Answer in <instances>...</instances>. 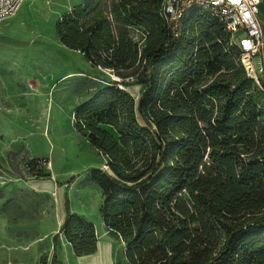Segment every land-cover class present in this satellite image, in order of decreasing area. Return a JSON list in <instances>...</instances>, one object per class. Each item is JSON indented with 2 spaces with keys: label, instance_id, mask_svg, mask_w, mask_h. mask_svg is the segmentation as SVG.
<instances>
[{
  "label": "trees",
  "instance_id": "16d2710c",
  "mask_svg": "<svg viewBox=\"0 0 264 264\" xmlns=\"http://www.w3.org/2000/svg\"><path fill=\"white\" fill-rule=\"evenodd\" d=\"M162 1L120 0L114 32L98 21L72 28L86 3L56 25L63 43L81 37L118 76L76 111L106 156L93 173L100 214L126 264H264V78H249L222 21L194 10L174 32ZM136 26L147 29L142 47ZM65 205L60 231L77 254L94 252V224Z\"/></svg>",
  "mask_w": 264,
  "mask_h": 264
},
{
  "label": "rangeland",
  "instance_id": "374dc122",
  "mask_svg": "<svg viewBox=\"0 0 264 264\" xmlns=\"http://www.w3.org/2000/svg\"><path fill=\"white\" fill-rule=\"evenodd\" d=\"M119 2L24 0L0 21V264H42L51 256L53 263L52 240L56 245L64 234L59 226L66 197L71 212L96 223L98 238L112 237L116 261L126 264L125 243L109 232L100 214L103 189L93 173L107 168L106 156L76 116L118 76L91 61L89 47L77 45L81 37H71L67 45L56 28L65 13L86 3V15L74 16L72 28L81 32L87 22L98 21L114 32ZM132 34L144 46L146 27L136 26ZM129 90L138 99L141 85ZM260 98L264 109V95Z\"/></svg>",
  "mask_w": 264,
  "mask_h": 264
},
{
  "label": "built area",
  "instance_id": "2783aa9c",
  "mask_svg": "<svg viewBox=\"0 0 264 264\" xmlns=\"http://www.w3.org/2000/svg\"><path fill=\"white\" fill-rule=\"evenodd\" d=\"M24 0H0V21L13 14ZM262 0H163L161 14L170 30L179 31L194 10H204L222 21L231 42L241 50L240 62L249 78L261 87L264 78V29L259 20Z\"/></svg>",
  "mask_w": 264,
  "mask_h": 264
},
{
  "label": "crops",
  "instance_id": "0c3cea01",
  "mask_svg": "<svg viewBox=\"0 0 264 264\" xmlns=\"http://www.w3.org/2000/svg\"><path fill=\"white\" fill-rule=\"evenodd\" d=\"M258 16L264 29V0H262L260 3V11ZM61 209L62 217L59 228L62 226L67 216V212L65 209V200L62 203ZM71 213L84 217L82 213L77 211H73ZM90 222L93 223L95 229L99 231V227L96 226V223L94 221ZM52 244L53 246L51 255L56 252L57 263L59 264H117V261L114 256V240L111 236L104 237L103 239L99 237L97 240V249L94 252L87 254H77L74 250L72 243L65 237L63 233L59 236V239L56 241V245L54 244L53 240ZM51 259L49 260V262L47 260L46 264H51Z\"/></svg>",
  "mask_w": 264,
  "mask_h": 264
}]
</instances>
